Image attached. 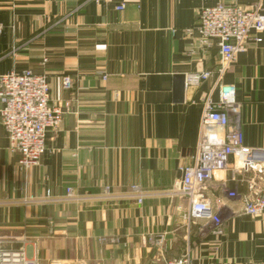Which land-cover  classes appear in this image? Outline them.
<instances>
[{
  "label": "crops",
  "instance_id": "obj_1",
  "mask_svg": "<svg viewBox=\"0 0 264 264\" xmlns=\"http://www.w3.org/2000/svg\"><path fill=\"white\" fill-rule=\"evenodd\" d=\"M251 3L0 0V75L26 69L43 75L50 105L65 111L27 173L17 169L0 126V248L23 249L38 264H167L185 255L191 264H264V213L238 215L239 202L225 196L217 235L186 225L185 203L167 195L192 163L201 96L213 86H184L175 101L173 77L186 81L218 62L215 41L199 43L197 13ZM223 82L235 89L243 144L263 147L264 34L251 33ZM220 181L246 190L229 171L217 172L208 182L210 200ZM131 185L144 192L141 204L101 198L105 188L117 195ZM69 188L85 199L63 201ZM28 197L34 202L24 203ZM149 236H162L163 247L150 246Z\"/></svg>",
  "mask_w": 264,
  "mask_h": 264
},
{
  "label": "built area",
  "instance_id": "obj_2",
  "mask_svg": "<svg viewBox=\"0 0 264 264\" xmlns=\"http://www.w3.org/2000/svg\"><path fill=\"white\" fill-rule=\"evenodd\" d=\"M263 3L264 0H252L247 9L217 4L197 13L199 43L209 47L215 41L218 62L214 71L192 74L185 81V87H198L207 81H213V86L201 96L200 131L192 163L181 169V179L174 183L167 195L185 203L182 220L188 226L200 224L201 232L208 229L213 234L221 233L223 219L219 211L224 207L225 196L239 202L238 215L256 218L264 213V146L253 149L243 144L237 122L235 89L223 82L236 55L246 51L251 33L264 34ZM123 9L124 5L116 7L117 11ZM255 42L260 43L261 38H255ZM62 86L65 90L70 89L69 77L62 79ZM49 98V86L43 75L28 69L0 75V126L7 135L8 149L18 156L17 169L20 172L27 173L38 164L48 136L53 137L59 130L65 111L51 106ZM221 171H229L232 179L240 178L246 190L238 193L220 181L214 187L216 198L210 200L206 196L208 182L214 173ZM49 196L47 192L46 198L50 199ZM144 197V192L136 185L117 195L105 188L101 196L105 200L135 199L138 204ZM84 199L74 195L69 188L63 201ZM30 202H34L33 197L24 200V203ZM147 242L150 246L162 248L164 238L149 236ZM0 264L38 263L23 249L0 248ZM50 264L87 263L56 261ZM167 264H191V261L185 255Z\"/></svg>",
  "mask_w": 264,
  "mask_h": 264
},
{
  "label": "water",
  "instance_id": "obj_3",
  "mask_svg": "<svg viewBox=\"0 0 264 264\" xmlns=\"http://www.w3.org/2000/svg\"><path fill=\"white\" fill-rule=\"evenodd\" d=\"M174 96L175 101H181V97L184 91L185 86V77L184 76H174Z\"/></svg>",
  "mask_w": 264,
  "mask_h": 264
},
{
  "label": "rangeland",
  "instance_id": "obj_4",
  "mask_svg": "<svg viewBox=\"0 0 264 264\" xmlns=\"http://www.w3.org/2000/svg\"><path fill=\"white\" fill-rule=\"evenodd\" d=\"M208 230V229H207Z\"/></svg>",
  "mask_w": 264,
  "mask_h": 264
}]
</instances>
